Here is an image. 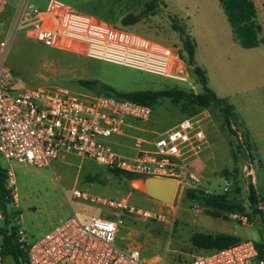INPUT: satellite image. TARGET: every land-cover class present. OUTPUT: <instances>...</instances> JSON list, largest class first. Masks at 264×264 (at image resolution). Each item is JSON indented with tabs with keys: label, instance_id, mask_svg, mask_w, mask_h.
<instances>
[{
	"label": "built area",
	"instance_id": "built-area-1",
	"mask_svg": "<svg viewBox=\"0 0 264 264\" xmlns=\"http://www.w3.org/2000/svg\"><path fill=\"white\" fill-rule=\"evenodd\" d=\"M9 7L14 10L12 25L7 35L0 34L1 157L22 166L46 168L74 156L144 178L174 180L177 193L185 187L198 189L201 175L195 163L209 143L204 122L188 118L153 139L135 136L132 154H127L117 148L121 147L117 139L127 131H142L140 124L151 120L152 107L82 89L31 85L6 66L14 36L25 28L30 38L52 49L187 83L195 90L199 85L190 77V68L179 51L101 23L59 1H50L42 11L27 5L26 0L16 6L0 0V21ZM248 167L255 179L256 162ZM6 171L7 187L17 201L14 171ZM222 190L228 192L230 185L225 183ZM73 201L92 207L94 213L86 216L74 212L35 243L28 241L23 229L15 231L27 264H148L140 249H120L117 238L127 218L163 222L166 215L77 188L72 191ZM254 211L255 221L241 214L231 219L258 225L264 232V195H258ZM256 243L242 240L223 250H199L192 259L177 264H264ZM0 264H4L1 246Z\"/></svg>",
	"mask_w": 264,
	"mask_h": 264
},
{
	"label": "rangeland",
	"instance_id": "rangeland-1",
	"mask_svg": "<svg viewBox=\"0 0 264 264\" xmlns=\"http://www.w3.org/2000/svg\"><path fill=\"white\" fill-rule=\"evenodd\" d=\"M7 1L10 5L16 6L22 0ZM50 1L53 0H26L27 5L42 11L47 8ZM55 1L62 2L101 23L131 31L156 45L169 47L176 52L182 49V42L180 35L172 29V18L180 19L183 12L187 10L198 15L196 10L200 5L206 3L212 5L213 1L216 2L217 8L220 7L218 0H164L166 10L160 7L155 14L147 16L135 26L126 27L121 24V20L130 14H140L148 0ZM13 16L14 10L9 7L0 21V34L3 36L8 34ZM182 23L187 25L185 22ZM208 24L212 31H218V26H213L211 22ZM27 32L25 28L17 30L6 66L31 85L70 87L81 90L79 81L96 80L123 93L163 91L174 88L196 94L202 92L201 87L197 85L194 90L187 83H179L153 74L52 49L30 38ZM203 37L205 42L210 40L209 34L207 36L203 33ZM221 47L224 50L226 46L223 44ZM219 51L215 48L211 52V58H218ZM222 58L227 62L229 56L225 54ZM210 72L213 84L218 83L220 88L222 82L226 81L240 89L245 85L252 86L248 94L253 97V102L246 101L247 98H245L243 104L247 111L244 110V116H242L253 128L257 144L241 117H237L238 122L234 125V129L240 136L237 139L228 133L221 121L215 118L212 110L184 113L178 103L169 99L158 102L151 120L140 124L142 131H131V133H136L135 136L138 137L153 139L190 116H192L190 119L204 122L211 140L213 137L214 142L217 143L215 147L219 146L223 149L225 158L212 166L211 174H200L198 170L201 175L198 190L224 194L222 188L225 183H228L230 190L226 193H230L231 198L242 203L251 214L248 200L250 186H254L257 195H264V64L253 68L247 59L239 58L232 65L227 64L226 67L218 68L215 65ZM190 74L193 79L191 70ZM247 138L252 150L249 151L248 148L239 150L238 161H235L233 147L242 145ZM130 140L129 145H126L124 141L123 145L132 146L134 140ZM117 148L123 152L127 150L126 147ZM126 153L132 154V152ZM250 162L257 164L258 173L255 171V179L249 174ZM0 166L13 170L17 183V201L12 199L7 208L9 223L1 214L0 229L11 232L13 229L21 228L26 232L30 243L40 241L48 232L72 217L74 212L86 216L94 213L93 208L86 204L71 202L74 188L95 195L124 199L137 209L160 212L167 216V220L163 222L144 217L127 218L126 225L117 238L116 245L120 249H140L144 261L148 264H177L192 259L199 252L191 242L196 233L216 234L220 231L226 234L236 233L241 240L264 243V232L260 226L253 227L250 226V222L242 224L233 219L228 222L214 219L207 216L203 209L193 207L185 199V194L189 190L187 187L177 193L173 204L165 205L146 195L143 188L146 178L140 176L143 179L131 182L123 176L116 175L110 171L111 169L74 156L46 168L10 163L0 156ZM244 167H248V171L244 172ZM235 189H238L239 193H235ZM256 218L254 215L252 221ZM2 244L3 236H0V246ZM4 264H16V262L12 256H6Z\"/></svg>",
	"mask_w": 264,
	"mask_h": 264
},
{
	"label": "trees",
	"instance_id": "trees-1",
	"mask_svg": "<svg viewBox=\"0 0 264 264\" xmlns=\"http://www.w3.org/2000/svg\"><path fill=\"white\" fill-rule=\"evenodd\" d=\"M221 6L232 27L235 41L243 49H254L264 45L263 29L258 20L256 6L253 0H219ZM163 5L161 0H148L145 9L138 15L130 14L121 20V24L126 27L135 26L147 16L153 15ZM172 29L180 35L182 49L181 57L185 60L191 70L192 76L200 85L202 92L195 94L179 88L167 89L163 91H135V92H118L109 85L103 84L96 80L79 81L82 90L94 95H102L115 98L118 100H128L150 106L155 112V106L160 100L169 99L180 105L184 113L192 114L199 110H212L217 120L221 121L222 126L227 129L228 133L240 138L239 133L234 129V125L238 122V115L235 107L230 105L226 100L221 99L217 93L210 88L207 71L200 67L196 62L197 44L189 35L187 26L178 18H172ZM192 116L188 117L191 118ZM243 148L251 151L248 138L242 145L233 147V157L238 161V152ZM118 176H123L129 181L141 180L140 176L128 174L120 170H110ZM235 193H239L235 189ZM185 199L193 206L203 209L207 216L214 219L231 221V216L241 214L253 219L255 215L254 207L258 200L254 186H250L249 203L252 213H248L246 207L231 198L230 193L224 194H208L198 189H190L185 194ZM12 202L11 191L7 187V171L0 166V211L8 222V205ZM9 223V222H8ZM15 229L11 232L6 229H0V236H3V244L1 245L3 257L12 256L16 264H27L26 258L15 236ZM241 238L224 233L207 234L196 233L193 235L191 242L195 248L204 251L223 250L241 242ZM256 247L260 253V259H264V243H256Z\"/></svg>",
	"mask_w": 264,
	"mask_h": 264
},
{
	"label": "crops",
	"instance_id": "crops-1",
	"mask_svg": "<svg viewBox=\"0 0 264 264\" xmlns=\"http://www.w3.org/2000/svg\"><path fill=\"white\" fill-rule=\"evenodd\" d=\"M161 1L163 3L161 7L166 10L167 6L165 2H163L164 0H161ZM253 2L257 9L258 20L262 26L263 36H264V0H253ZM215 3L216 2L213 1L212 5H209V3L200 5L196 10L198 15L193 14L192 12L187 10L183 12L181 18L180 19L178 18V19L181 22H185L187 24L186 26H187L188 33L195 40L197 44L196 62L200 67L204 68L207 71L210 88L213 89L221 99L226 100L230 105L235 107V111L237 115L244 120L251 137L255 141V144H257L255 140L253 128L249 125V122L245 120V118H243L244 110L247 111V109H245V105L243 104V102L245 101V98H247L246 101L248 100L249 102L251 101L253 102V97L251 96V94H248L249 93L248 91L251 90L250 87L252 88V86L245 85L242 89H240V87L237 86L238 87L237 88L233 84H230L229 81L228 82L226 81V82H222V86L220 88L218 83H215V85L213 84V78H212L210 71H211V68L215 65H217L218 68L226 67L227 64L232 65L233 62L238 60L239 58L243 60L247 59L249 65H252L253 68L262 66L264 64V45H261L254 49L241 48V46L234 39L232 27L221 6L220 1H219V4H220L219 8H217ZM220 8H222L223 11ZM210 22L214 24L213 26L219 27L218 31L216 32L212 31V28L209 27V24H208ZM203 33H206L207 36L208 34L210 35L209 41H206V42L203 41L202 39L204 38ZM223 44L226 46L224 50H222V47H221ZM215 48H217V50H220L219 51L220 58L224 57L225 54L226 56L227 55L229 56L227 62L223 61L224 58H222V60L219 57L218 58L215 57L213 59L211 58V52ZM236 54H237V59L235 60ZM219 89L221 91H219ZM245 95L249 97H246ZM134 138H135V135H133L131 131H127V135L119 138L118 143L120 144L121 147L123 148L126 147L127 150L125 152H131V149H130L131 146H125L123 145L122 142L124 141L126 145H129L128 143H130L131 141L130 139H132L133 141ZM208 138H209V143H208L207 148L202 154V159L200 157L201 160L199 159L195 163L196 169L200 170V174L203 173L204 175L211 174V169H213L212 166L217 165L218 163L222 161L223 158H225L223 149L220 148L219 146L215 147L217 143L214 142L215 140L213 137L211 140L209 132H208ZM219 233H224V232L220 231ZM229 234L239 237L236 233H229Z\"/></svg>",
	"mask_w": 264,
	"mask_h": 264
},
{
	"label": "water",
	"instance_id": "water-1",
	"mask_svg": "<svg viewBox=\"0 0 264 264\" xmlns=\"http://www.w3.org/2000/svg\"><path fill=\"white\" fill-rule=\"evenodd\" d=\"M144 190L147 196L165 205L173 204L178 186L174 180L165 178H146Z\"/></svg>",
	"mask_w": 264,
	"mask_h": 264
},
{
	"label": "bare ground",
	"instance_id": "bare-ground-1",
	"mask_svg": "<svg viewBox=\"0 0 264 264\" xmlns=\"http://www.w3.org/2000/svg\"><path fill=\"white\" fill-rule=\"evenodd\" d=\"M144 188V187H143Z\"/></svg>",
	"mask_w": 264,
	"mask_h": 264
}]
</instances>
